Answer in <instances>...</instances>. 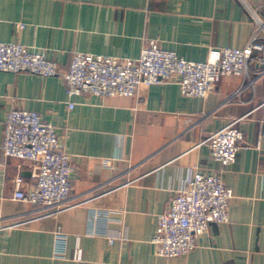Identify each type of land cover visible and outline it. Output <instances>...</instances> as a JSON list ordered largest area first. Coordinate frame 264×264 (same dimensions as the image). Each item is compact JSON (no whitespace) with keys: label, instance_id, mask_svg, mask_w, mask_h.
I'll use <instances>...</instances> for the list:
<instances>
[{"label":"crops","instance_id":"obj_1","mask_svg":"<svg viewBox=\"0 0 264 264\" xmlns=\"http://www.w3.org/2000/svg\"><path fill=\"white\" fill-rule=\"evenodd\" d=\"M245 1L264 18V0ZM253 30L242 0H0V42L45 52L62 71L76 52L137 59L150 40L206 62L247 46ZM250 69L254 89L240 99H232L247 82L239 76L223 78L206 99L184 96L176 80L139 97L69 98L60 76L0 72V264H264V77L261 65ZM11 109L41 114L62 137L74 167L62 205L13 198L18 175L26 191L33 182L28 163L2 152ZM229 126L244 136L222 172L234 195L229 222L211 224L188 255L158 256L156 216L197 173L221 169L209 140Z\"/></svg>","mask_w":264,"mask_h":264},{"label":"built area","instance_id":"obj_2","mask_svg":"<svg viewBox=\"0 0 264 264\" xmlns=\"http://www.w3.org/2000/svg\"><path fill=\"white\" fill-rule=\"evenodd\" d=\"M242 1L253 17L254 30L249 43L242 49L219 50L206 62L185 60L175 52L159 48L156 40H150L137 59L76 52L69 69L62 71L45 52L31 51L19 42H0V72L29 73L44 78L60 76L67 86L69 98L82 94L99 98L139 97L143 88L176 80L184 96L206 99L223 78L239 76L247 82L232 99H240L247 88L254 89L252 62L262 66L257 76L264 77V18ZM68 107L72 110L75 103L70 101ZM262 108L264 112V100ZM243 141L242 131L233 126L211 134L210 154L222 167L213 174L197 173L178 191L169 209L156 216L157 234L152 242L158 256L188 255L211 224L229 222L230 202L234 195L225 185L222 172L236 162ZM2 152L6 160L26 162L31 168L33 188L26 191L25 179L18 175L14 180L15 200L57 207L70 198L74 172L72 158L66 152L56 126L41 114L11 109L4 122ZM74 257L82 259L79 247Z\"/></svg>","mask_w":264,"mask_h":264}]
</instances>
